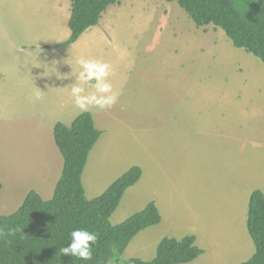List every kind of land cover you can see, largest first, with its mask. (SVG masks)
Listing matches in <instances>:
<instances>
[{
	"label": "rangeland",
	"instance_id": "obj_1",
	"mask_svg": "<svg viewBox=\"0 0 264 264\" xmlns=\"http://www.w3.org/2000/svg\"><path fill=\"white\" fill-rule=\"evenodd\" d=\"M70 7L71 0H0V215L30 190L51 198L63 163L53 126L89 112L101 136L81 176L86 199L138 166L142 176L110 223L149 202L161 217L120 260L149 261L161 239L187 235L203 250L187 264L248 260V199L255 189L264 194V64L161 0H119L74 44L56 47L69 37ZM80 58L111 65L119 93L111 109L82 112L64 88L75 83Z\"/></svg>",
	"mask_w": 264,
	"mask_h": 264
},
{
	"label": "trees",
	"instance_id": "obj_2",
	"mask_svg": "<svg viewBox=\"0 0 264 264\" xmlns=\"http://www.w3.org/2000/svg\"><path fill=\"white\" fill-rule=\"evenodd\" d=\"M176 4L197 28L212 25L221 30L232 46L264 64V0H161ZM119 0H71L67 22L69 37L56 47L70 46L99 23L106 9ZM48 46L42 50L47 51ZM101 136L89 112L77 115L69 126H53V142L63 163L50 199L34 190L10 215H0V229H22V235L0 236V264H187L203 254L191 235L163 238L149 261L120 260L125 249L141 231L156 226L161 217L154 202L117 225L110 217L125 191L141 178L138 166L117 177L99 196L87 200L81 183L89 153ZM0 184V190H1ZM84 228L98 234L93 259L81 261L60 255L58 249L70 242V232ZM246 232L253 244L250 258L240 264H264V194L253 190L246 210Z\"/></svg>",
	"mask_w": 264,
	"mask_h": 264
},
{
	"label": "clouds",
	"instance_id": "obj_3",
	"mask_svg": "<svg viewBox=\"0 0 264 264\" xmlns=\"http://www.w3.org/2000/svg\"><path fill=\"white\" fill-rule=\"evenodd\" d=\"M76 63L78 70L73 69L70 74V76H75V83L64 87L69 90L75 106L82 112L88 111L91 107L111 109L119 97V93L114 91L113 85L109 82V77L112 74L111 65L94 58H80ZM58 78L68 79L69 76H58ZM35 98L37 100L42 99L41 92H37ZM17 233L21 234L22 229H10L7 233L0 229V236H15ZM69 235L70 242L67 246L58 249L59 254L71 256L81 261H91L93 259V247L98 242V234L84 228H77L71 231ZM105 264H112V260L106 258Z\"/></svg>",
	"mask_w": 264,
	"mask_h": 264
}]
</instances>
